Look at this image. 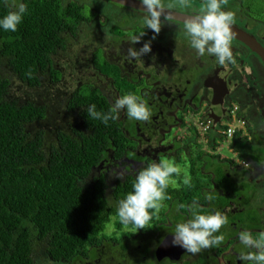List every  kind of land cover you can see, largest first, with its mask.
Segmentation results:
<instances>
[{"label": "flooded vegetation", "instance_id": "obj_1", "mask_svg": "<svg viewBox=\"0 0 264 264\" xmlns=\"http://www.w3.org/2000/svg\"><path fill=\"white\" fill-rule=\"evenodd\" d=\"M60 1L80 6L81 16L76 14L72 22H64L62 43L50 54L56 76L47 72L42 75L49 83L68 79L74 82L70 93L65 90L63 118L55 130L69 132L82 127L80 115L85 106H70L76 87H88L111 105L114 98L132 93L152 112L148 121H135L121 111L117 120L124 141L122 153L116 156L109 150L97 175L92 170L88 186L101 174L111 203L117 184L130 186L147 164L168 159L186 169L181 177H174L177 184L167 189L170 198L163 201L150 222L154 234L145 229L133 233L134 227L124 226L121 237L130 247L129 254L120 251L124 256L117 258L103 242L97 248L99 259L104 260V256L110 264H246L239 259L243 246L238 233L247 229L258 236L264 232V0H228L223 6L235 13V23L231 29L233 59L222 65L214 56L198 55L183 39L180 29L190 12L169 10L172 19L162 16L161 30L155 33L143 27V13L138 7L104 0L115 6L104 10L96 6V0ZM199 3L196 0L197 6ZM84 6L92 8L89 15L82 13ZM138 37L139 41L134 42ZM144 43H150V52L136 59L128 55L130 48L139 49ZM70 45L75 46L73 57L64 52ZM38 79L42 86L41 74ZM43 101L46 105H40L45 107V119L50 99L45 96ZM232 103L244 120L248 137L240 140L243 151L232 138L228 147L235 158H226L217 153L225 141L222 127L213 123L202 131L193 120L218 111L219 105L226 110ZM73 114L80 121L77 126L70 123ZM240 157L247 165L240 164ZM109 169H119L111 179L110 192L104 171ZM183 174L191 177L193 188L183 185ZM208 192L216 195L214 201L204 199ZM193 199H198L204 210H218L228 217V224L217 233L225 236L223 243L194 255L173 245L171 233L175 224L188 215L187 208L178 210V205H187Z\"/></svg>", "mask_w": 264, "mask_h": 264}, {"label": "trees", "instance_id": "obj_2", "mask_svg": "<svg viewBox=\"0 0 264 264\" xmlns=\"http://www.w3.org/2000/svg\"><path fill=\"white\" fill-rule=\"evenodd\" d=\"M25 3L28 12L17 31L0 30V57L5 60V68L0 67V264H110L104 256L99 259L97 248L105 242L115 257L129 254L121 237L124 226L111 216L115 202L132 184L118 183L110 203L101 174L91 186L80 181L90 177L109 150L121 155L119 122L105 126L87 116L91 104L98 111L112 105L101 94L80 87L70 106H85L81 128L56 129L49 135L43 127H32L44 120L45 107L10 97L8 74L32 89L41 86L40 74L55 77L50 54L62 43L64 22L81 16V7L60 0ZM6 12L0 3V16ZM109 223L120 231L118 235L104 237Z\"/></svg>", "mask_w": 264, "mask_h": 264}, {"label": "clouds", "instance_id": "obj_3", "mask_svg": "<svg viewBox=\"0 0 264 264\" xmlns=\"http://www.w3.org/2000/svg\"><path fill=\"white\" fill-rule=\"evenodd\" d=\"M0 3L7 9L6 14L0 16V30L17 31L18 25L28 12L25 0H0ZM227 3L228 0H200L197 6L196 0H140L143 6L142 24L145 29L159 33L161 17L166 20L172 19L169 10L190 12L191 15L185 19L180 29L183 39L198 55L214 56L222 65L233 59L231 29L235 23V13L224 10L223 6ZM139 39L140 37L135 38L134 42H138ZM150 51V43H144L139 49L130 48L128 55L136 59ZM121 111H125L128 118L135 121H148L152 115L148 105L132 93L115 99L108 111H98L95 104L86 109L87 116L92 120L101 121L105 126L109 121L118 119ZM243 162L241 158L240 164L243 165ZM182 171L180 165L168 159L147 164L139 170L132 183V190L115 202L116 218L119 223L125 227H134L135 232L149 228L148 225L163 206V201L170 198L167 189L170 185L177 184L174 177H181ZM182 183L191 188V177L183 174ZM204 199L212 202L216 195L208 192ZM185 208L188 211L187 217L178 221L171 232L173 245L182 247L187 253L194 255L223 243L225 236L217 233L228 224L226 215L218 210H204L198 199H193L187 205L184 203L178 205V210ZM238 240L243 246L239 255L241 261L246 264H264V232L253 236L252 232L246 229L238 233Z\"/></svg>", "mask_w": 264, "mask_h": 264}, {"label": "rangeland", "instance_id": "obj_4", "mask_svg": "<svg viewBox=\"0 0 264 264\" xmlns=\"http://www.w3.org/2000/svg\"><path fill=\"white\" fill-rule=\"evenodd\" d=\"M95 4L98 8L100 9H104V10H113L115 9L114 4H112L109 1H104V0H96ZM92 11V8L89 9L88 7L84 6V8H82V13L84 15H89ZM70 48L66 49L64 52L66 55H71L73 57V55H76V51L75 50V46H69ZM0 67L1 68H5V60L4 58L0 57ZM65 76H67L65 74ZM8 78L11 80V84L9 87V95L12 98H15L17 101L22 102L25 99L31 100L35 103L38 104H43L46 105L43 101V98L45 96H48L50 101L48 102L49 106V113L46 115V118L44 120L38 121L36 123L33 124V128H35V125L38 127H43L42 129H44L46 131V133H48L49 135H52L54 133L55 127H57L58 124H61V120L63 117H61L62 112H64V98L66 96V91L67 92H71L74 88V82L71 79H68L67 82H52L49 83L47 81H45L47 79V76H44V78L41 75V80H43V84L39 89H32L29 88L27 86H24L14 75L12 74H8ZM77 89V87H76ZM66 90V91H65ZM115 98L113 100H111V103L114 104ZM231 105L235 106L234 103H232ZM121 113V112H120ZM120 113H119V118H120ZM61 117V119H60ZM199 120V118H195L193 120V123L197 120ZM79 119L76 115H72L70 118V123L72 126H77L79 124ZM233 125L238 126L239 123L235 120L233 122ZM60 129V128H59ZM228 143L227 141H223L222 145L217 149V153L220 156L226 157V158H235L234 153L230 150V148L228 147ZM237 147L239 148H243V142L238 140L235 142ZM220 145V144H219ZM242 158V157H240ZM178 165L181 166V164L176 163ZM100 168H94L93 169V175H97V171ZM119 169H115V170H111L109 169V171L104 170L106 172V175L109 177V180L107 182L109 190L108 192L111 191L113 185L111 182V179L114 178L115 173H119L118 171ZM183 171L186 172L185 167L183 168ZM113 174V176H111V174ZM81 185L84 186H88L91 184L90 179H85V180H81L80 181ZM132 188L127 189V192L131 191ZM115 213L112 214L111 219L112 220H118L116 218V209L114 210ZM149 228H145V230H150L149 232L151 234H154L155 230L152 229V225L149 224L148 225ZM114 226L109 223L106 225V228L103 232L104 237L107 236H111L112 234L117 235L119 234V231H114ZM142 230V229H140ZM136 231V229L134 228L133 233ZM137 233V232H135ZM124 242H126V240L123 238ZM106 261V258H105ZM37 264H49L47 261H41L38 262Z\"/></svg>", "mask_w": 264, "mask_h": 264}, {"label": "built area", "instance_id": "obj_5", "mask_svg": "<svg viewBox=\"0 0 264 264\" xmlns=\"http://www.w3.org/2000/svg\"><path fill=\"white\" fill-rule=\"evenodd\" d=\"M197 120V119H196ZM239 123L238 126L233 125L234 121ZM197 126L204 131L211 124H213V119L209 116L205 118H199V120L194 122ZM222 127L221 131L224 135L225 141L229 142L233 137L242 138L245 136V123L243 118L238 114L237 106L229 105L225 111L224 118L220 123H218ZM244 163V162H243Z\"/></svg>", "mask_w": 264, "mask_h": 264}, {"label": "water", "instance_id": "obj_6", "mask_svg": "<svg viewBox=\"0 0 264 264\" xmlns=\"http://www.w3.org/2000/svg\"><path fill=\"white\" fill-rule=\"evenodd\" d=\"M113 1L117 4L127 6V7H138L137 9H142L143 6L140 4V1H132V0H110ZM173 16V14L171 13ZM263 55V54H262ZM264 56V55H263ZM218 102L217 104H219ZM218 111L212 110L211 113L209 114V117H211L214 121V123H218L225 115V109L222 108V105H219L216 107Z\"/></svg>", "mask_w": 264, "mask_h": 264}, {"label": "crops", "instance_id": "obj_7", "mask_svg": "<svg viewBox=\"0 0 264 264\" xmlns=\"http://www.w3.org/2000/svg\"><path fill=\"white\" fill-rule=\"evenodd\" d=\"M244 130H245V128H244ZM248 137V134H247V132H246V130H245V136L244 137H242V138H239V137H233L234 138V143L236 142V141H238V140H244L245 138H247ZM232 140V139H231ZM230 140V141H231ZM242 160L244 161V163H243V165H247V162H246V160H245V158L243 157L242 158Z\"/></svg>", "mask_w": 264, "mask_h": 264}]
</instances>
